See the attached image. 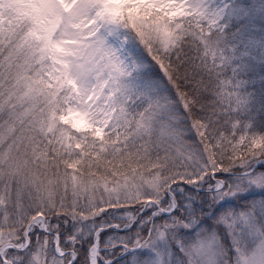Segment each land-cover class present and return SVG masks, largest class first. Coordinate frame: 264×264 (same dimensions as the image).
Segmentation results:
<instances>
[{
  "label": "snow or ice",
  "instance_id": "snow-or-ice-1",
  "mask_svg": "<svg viewBox=\"0 0 264 264\" xmlns=\"http://www.w3.org/2000/svg\"><path fill=\"white\" fill-rule=\"evenodd\" d=\"M0 264H264V0H0Z\"/></svg>",
  "mask_w": 264,
  "mask_h": 264
}]
</instances>
